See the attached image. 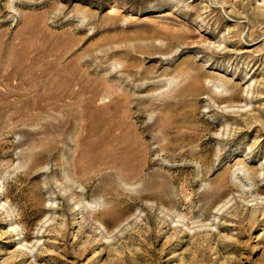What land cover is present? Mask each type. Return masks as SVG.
<instances>
[{
	"label": "rangeland",
	"instance_id": "374dc122",
	"mask_svg": "<svg viewBox=\"0 0 264 264\" xmlns=\"http://www.w3.org/2000/svg\"><path fill=\"white\" fill-rule=\"evenodd\" d=\"M0 264H264V0H0Z\"/></svg>",
	"mask_w": 264,
	"mask_h": 264
},
{
	"label": "bare ground",
	"instance_id": "6f19581e",
	"mask_svg": "<svg viewBox=\"0 0 264 264\" xmlns=\"http://www.w3.org/2000/svg\"><path fill=\"white\" fill-rule=\"evenodd\" d=\"M220 210H221V209H220ZM220 210H219V211H220ZM229 225H231V224H228L227 226H229ZM181 232H183L184 234L187 233L186 230H185V231L182 230ZM21 248L24 250V252L22 253L23 256L29 255V254L32 252V249H30V247H28V246H23V245H22ZM21 251H22V250H21Z\"/></svg>",
	"mask_w": 264,
	"mask_h": 264
}]
</instances>
